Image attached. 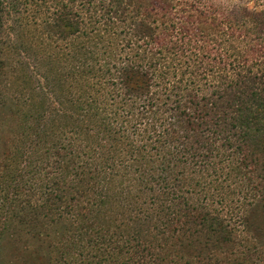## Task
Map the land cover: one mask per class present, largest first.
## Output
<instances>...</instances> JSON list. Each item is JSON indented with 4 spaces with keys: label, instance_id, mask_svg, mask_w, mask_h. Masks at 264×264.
Returning <instances> with one entry per match:
<instances>
[{
    "label": "trees",
    "instance_id": "16d2710c",
    "mask_svg": "<svg viewBox=\"0 0 264 264\" xmlns=\"http://www.w3.org/2000/svg\"><path fill=\"white\" fill-rule=\"evenodd\" d=\"M4 22L21 31H13L21 42L30 31L27 43L35 51L27 56L31 65L37 66L44 51L53 57L72 56L73 42L79 35L94 31L121 35L116 57L105 65L111 75L109 85L120 87L125 99L142 101L144 111L157 109L162 116L156 125L160 128L158 140L163 139L173 149L152 189L160 197L171 195L188 204L189 190L179 195L178 188L190 181L175 183L172 166L188 162L182 157H191L195 164L208 161V151L219 145L232 166L225 168L227 181L233 180L242 189L243 210L227 204L223 210L231 219L224 218L214 207L215 195L210 190L214 181L199 182L207 193V204L186 207L189 222L200 228L193 232L195 243L206 238L202 233H208L206 251L222 249L211 246V241L223 233L225 249L236 245L240 236L234 235L236 230L230 225L234 217L239 228L248 232L247 207L264 205V0H0V24ZM0 104L4 108L6 100ZM194 146L199 148L192 150ZM5 166L0 167V185L8 188V208L32 233L42 232L33 239L44 254L39 252L48 255L47 264H108L114 262L107 259L108 254L124 243L121 249L127 253L133 248L155 250L143 237L147 222L153 219L145 210L140 212L143 217L133 216L131 225L105 234L99 224L85 219L78 199L63 195L66 182L60 193L42 196L41 183L38 188L36 184L22 185L23 169L8 182ZM56 178L58 190L66 179ZM141 207L129 209V221ZM13 232L9 236L20 235L16 228ZM10 247L1 240L0 264L5 263ZM197 250L201 246H195ZM58 252L62 257L69 255L71 261L53 259ZM147 255L152 258L154 253ZM134 256L135 264H149L139 254L126 261L132 262ZM200 257L172 261L211 264L216 259Z\"/></svg>",
    "mask_w": 264,
    "mask_h": 264
},
{
    "label": "rangeland",
    "instance_id": "374dc122",
    "mask_svg": "<svg viewBox=\"0 0 264 264\" xmlns=\"http://www.w3.org/2000/svg\"><path fill=\"white\" fill-rule=\"evenodd\" d=\"M13 28L7 22L0 24V50L4 53H0V60H4L0 62V102L4 98L7 103L4 108L0 104V167L6 165L8 182L23 169L22 185L36 184L38 188L41 183L42 196L60 193L66 182L63 195L78 199L85 219L99 224L105 234L131 225L133 216L143 217L141 211L153 216L143 237L152 242L155 250L133 248L127 253L121 249L124 243L108 254L107 259L114 261L108 264H135L137 256L132 262L126 260L137 254L145 256L149 264H180L172 259L191 261L194 256L216 258L211 264H264L263 204L247 207L250 228L246 233L235 223L238 218L232 219L234 235L240 236L236 245L225 249L223 233L211 241V246L222 249L206 251L208 233H202L201 237L206 238L195 243L193 232L200 228L189 222L186 207L207 204V193L199 182L214 181L210 185L215 195L214 207L224 218L231 219V214L223 210L227 204L243 210L242 189L233 180L227 181L225 168L232 166L219 145L215 150L205 148L208 161L195 164L191 157H182L188 162L178 161L172 166L175 183L190 181L188 186L178 188L179 195L189 190L188 204L171 195L160 197L152 189L173 149L163 139L158 140L160 128L156 125H160V112L144 111L142 101L125 99L120 87L109 85L111 75L105 71V65L116 57L121 35L116 31L79 35L73 42L72 56L53 57L44 51L37 66L31 65L27 56L35 51L27 43L31 40L30 31H26L25 42H21L15 35L21 31ZM198 148L194 146L192 150ZM57 176L66 179L60 182L58 190ZM7 191V187L0 185V242L7 241L11 246L4 264H47L48 255H43L37 239H33L42 232L32 233L28 225L19 223L14 210L8 208ZM152 198L153 203L148 204ZM138 206H142L141 210L134 211L129 221V209ZM15 228L20 235L16 232L9 236ZM38 241L42 242L39 238ZM195 246H201V250L194 251ZM58 254L52 258L71 261L69 255Z\"/></svg>",
    "mask_w": 264,
    "mask_h": 264
}]
</instances>
